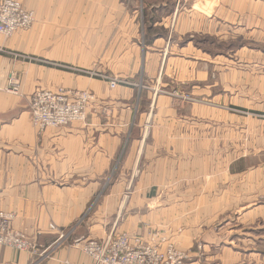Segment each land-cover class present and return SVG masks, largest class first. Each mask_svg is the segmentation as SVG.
<instances>
[{
    "label": "crops",
    "instance_id": "obj_1",
    "mask_svg": "<svg viewBox=\"0 0 264 264\" xmlns=\"http://www.w3.org/2000/svg\"><path fill=\"white\" fill-rule=\"evenodd\" d=\"M14 1L36 22L10 38L0 35V213H13L12 229L38 248L53 249L60 232L72 233L41 262L0 245V264H93L70 242L121 233L174 243L190 254L186 264H264V163L244 167L245 156L227 150L231 136L243 137V118L134 86L111 89L93 76L174 78V59L158 50L168 40L146 43L141 12L122 0ZM191 1L157 25L171 36L243 29L251 14L252 29L264 15L259 1L188 8ZM175 73L178 82L207 79ZM13 83L17 92L3 91ZM62 87L95 95L88 120L40 130L32 96Z\"/></svg>",
    "mask_w": 264,
    "mask_h": 264
},
{
    "label": "rangeland",
    "instance_id": "obj_2",
    "mask_svg": "<svg viewBox=\"0 0 264 264\" xmlns=\"http://www.w3.org/2000/svg\"><path fill=\"white\" fill-rule=\"evenodd\" d=\"M122 1L129 9H138L141 12L145 23L143 25L145 26L143 33H145L146 43L151 41V37L153 39L163 37L168 40L166 46L158 50L163 56L175 61V66L167 65L173 66V71L169 72L171 77L176 78L175 71L177 68V71H180L179 74L188 76L196 72V77L206 74L207 79L178 82L174 78L162 75L157 78L129 81L100 74L97 71L92 72V75L106 81L111 89L120 86H134L141 91H149L154 97L158 95L171 97L177 104L194 103L211 105V107L229 108L228 113L231 116L242 117L244 120L243 137L236 138L233 135L228 139L227 150L229 156H240L243 154L245 156L243 160L244 167L264 163V15L259 16L260 23L254 25L252 29L249 28L253 22L252 15L244 14L243 29L232 24L223 31H217L213 28L214 31L212 32H191L183 35L175 32L171 36L163 26L157 25V23H168L172 18L173 12L178 13L179 8H182V4H185V0L178 1V5L173 3V0ZM216 1L192 0V3L187 7L200 8L202 6V8H207L211 6L214 8V6L218 5ZM250 1H259L264 4V0ZM164 4L167 5L163 6ZM111 79L118 82H126V84L117 83L116 86H112ZM59 89L91 94L92 99L87 107L86 120H88V109L96 101L95 95L87 90L79 91L63 87L57 90ZM142 97L140 102H143L144 94ZM151 100L149 99L150 102ZM235 108H239L240 111L235 110ZM228 118L232 119V117ZM230 131L229 134L232 135ZM236 146L238 147L237 149H235ZM0 214L13 215L15 219L13 213L1 212ZM219 225L217 224L216 226L219 227ZM65 233H68V231ZM198 241L197 248L199 247L200 251H203L204 242L202 239ZM48 249V247L38 248V257ZM185 253L190 257L189 253ZM35 259H37V256H35ZM203 263L199 262L198 264Z\"/></svg>",
    "mask_w": 264,
    "mask_h": 264
},
{
    "label": "built area",
    "instance_id": "obj_3",
    "mask_svg": "<svg viewBox=\"0 0 264 264\" xmlns=\"http://www.w3.org/2000/svg\"><path fill=\"white\" fill-rule=\"evenodd\" d=\"M35 21L34 13L26 10L21 3L0 0V35L10 38L19 31H28L32 29ZM110 82L112 86L117 83L126 84L112 79ZM18 85H8L3 91L15 93ZM91 99V94L87 92L39 90L31 98L30 113L35 126L40 130L60 128L86 121L87 107ZM13 219V215L0 214V245L16 251L30 252L40 262L47 259L52 250L68 243L72 233H59L53 249L49 248L38 257V247L30 238L12 229ZM51 229L56 230L54 226ZM70 244L88 256L93 264H185L190 258L174 243L166 240L149 242L138 235L131 236L126 233L109 236L106 241L81 237L73 239ZM162 244L166 246L163 248Z\"/></svg>",
    "mask_w": 264,
    "mask_h": 264
}]
</instances>
